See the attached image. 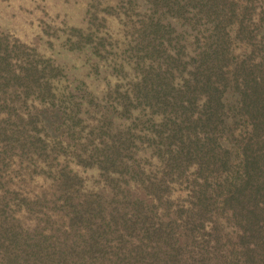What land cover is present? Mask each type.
<instances>
[{
  "label": "trees",
  "instance_id": "1",
  "mask_svg": "<svg viewBox=\"0 0 264 264\" xmlns=\"http://www.w3.org/2000/svg\"><path fill=\"white\" fill-rule=\"evenodd\" d=\"M78 1L47 58L0 31V264H264V0Z\"/></svg>",
  "mask_w": 264,
  "mask_h": 264
},
{
  "label": "rangeland",
  "instance_id": "2",
  "mask_svg": "<svg viewBox=\"0 0 264 264\" xmlns=\"http://www.w3.org/2000/svg\"><path fill=\"white\" fill-rule=\"evenodd\" d=\"M74 1L76 0H0V31H5V33L8 34L7 36L9 38H6L7 40L12 39L18 41L16 43L20 45L19 49L22 50V57H25L27 60L38 57H40V59L47 58L55 50L47 44V37L45 35L42 37L40 33H36L35 31L33 32V30L37 29L36 26L38 27L42 24H40L39 18L45 19L47 22L51 20L54 23H57L59 20H65L68 24L76 26L80 22L82 10L80 3H77L78 0L76 1V4H74ZM85 8H88V5L85 4L84 9ZM45 24L49 25L44 27L45 30H48L49 34L58 30V35L62 36V29H59L58 27L57 29L52 30L55 26L49 23ZM43 34L45 33L43 32ZM61 40L59 39V41ZM81 63L82 59L79 56L68 55L62 52L58 55L56 60H54V57L52 58V61L48 63V69L50 70L54 66L58 68L56 70V79L60 85L63 83V79H66L70 81L72 88L73 86H80V88L86 87L88 88V91H91L92 93H95L94 95L101 97L102 86L100 82H104V80H99L97 79V76L95 77L94 75H89L92 74L91 69L88 70V74H86V71L82 70L83 65H81ZM101 74H99L98 77H101ZM17 107H19V105ZM51 130L52 129H49V132ZM84 132L82 134H84ZM56 152L58 154L66 153V151L61 148H58ZM81 165L85 167L84 163H81ZM66 166L67 168H74L71 161L67 162ZM60 167H62V164ZM7 168L5 159L1 160L0 158V171L3 172ZM38 168L39 167L37 166L34 168L35 173H38ZM77 168L81 169L82 167H76L74 170H79ZM38 185L39 184L34 183V186ZM39 208H41V205L38 202L33 207L34 211L32 212H34V215L35 212L37 214ZM15 210H18V208H15ZM37 216L39 215L37 214ZM11 222H13L15 227L19 228V232L25 233L28 231V229H26V224L20 220L17 212H13ZM48 224V222L44 223V226L47 227ZM88 247L89 250L87 249L86 256L90 257V261H96L98 255L102 252V246H90L88 244Z\"/></svg>",
  "mask_w": 264,
  "mask_h": 264
}]
</instances>
